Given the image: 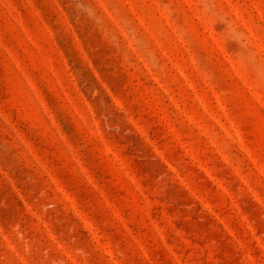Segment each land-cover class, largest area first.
<instances>
[{"label":"rangeland","instance_id":"1","mask_svg":"<svg viewBox=\"0 0 264 264\" xmlns=\"http://www.w3.org/2000/svg\"><path fill=\"white\" fill-rule=\"evenodd\" d=\"M0 264H264V0H0Z\"/></svg>","mask_w":264,"mask_h":264},{"label":"clouds","instance_id":"2","mask_svg":"<svg viewBox=\"0 0 264 264\" xmlns=\"http://www.w3.org/2000/svg\"><path fill=\"white\" fill-rule=\"evenodd\" d=\"M225 25V29L222 32V38L225 44L227 42H235L236 44L242 45L245 43L246 37L244 33L240 30L239 26L233 24L232 22H222ZM255 54L248 53L246 56V62L252 64L254 62Z\"/></svg>","mask_w":264,"mask_h":264}]
</instances>
